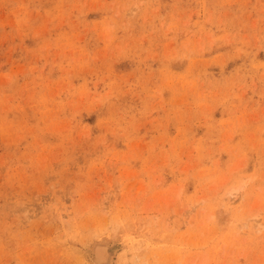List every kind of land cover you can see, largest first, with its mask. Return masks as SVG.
<instances>
[{
	"label": "rangeland",
	"instance_id": "374dc122",
	"mask_svg": "<svg viewBox=\"0 0 264 264\" xmlns=\"http://www.w3.org/2000/svg\"><path fill=\"white\" fill-rule=\"evenodd\" d=\"M96 245L264 264V0H0V264Z\"/></svg>",
	"mask_w": 264,
	"mask_h": 264
},
{
	"label": "bare ground",
	"instance_id": "6f19581e",
	"mask_svg": "<svg viewBox=\"0 0 264 264\" xmlns=\"http://www.w3.org/2000/svg\"><path fill=\"white\" fill-rule=\"evenodd\" d=\"M233 192H235L234 189H232L230 191L229 196H234L235 194ZM180 212H182V211H180ZM180 215H182V214H180ZM183 216H185V215L183 214ZM257 218H258V215H255L252 220L254 222V225L259 226ZM92 251H93V261H95L96 263L101 264V263H108L109 262L110 257L108 254L107 247L105 245H96Z\"/></svg>",
	"mask_w": 264,
	"mask_h": 264
}]
</instances>
